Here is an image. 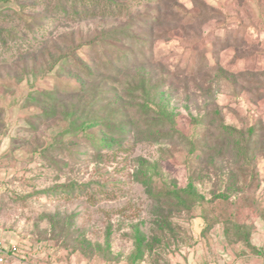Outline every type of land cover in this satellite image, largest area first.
I'll return each instance as SVG.
<instances>
[{
	"label": "rangeland",
	"instance_id": "rangeland-1",
	"mask_svg": "<svg viewBox=\"0 0 264 264\" xmlns=\"http://www.w3.org/2000/svg\"><path fill=\"white\" fill-rule=\"evenodd\" d=\"M28 3L0 2V25L25 32L17 12H43ZM129 9L130 18L78 23L47 16L29 58L13 42L0 47V237L16 247L11 264H264V0H133ZM124 24L108 42L126 56L99 104L51 59L69 41ZM79 54L93 59L85 47ZM142 81L158 83L151 93L174 116L161 138L149 139L143 124L127 128L139 96L128 87ZM100 127L122 146L145 135L130 152H110L88 144L102 138ZM225 132L227 147L217 136ZM213 138L229 185L240 167L248 172L225 207L211 201L191 150ZM62 182L87 187L70 197L39 193ZM236 226L249 237L236 239Z\"/></svg>",
	"mask_w": 264,
	"mask_h": 264
},
{
	"label": "trees",
	"instance_id": "trees-1",
	"mask_svg": "<svg viewBox=\"0 0 264 264\" xmlns=\"http://www.w3.org/2000/svg\"><path fill=\"white\" fill-rule=\"evenodd\" d=\"M8 1L9 0H0L1 3H6ZM132 2L133 0H29L28 4H31L32 6H43L41 8L43 11L42 14L39 16L34 15L35 17L33 18L32 16H28L25 13L23 14L21 11H18L17 14L27 27L25 32L23 31L21 34L16 32L11 26L0 25V47L8 48L10 42H13V46L16 45V49L19 47L23 50V57L29 58L31 57L30 51L32 42L36 40L37 34L41 35L46 29L45 18L47 16L50 18L52 16V19L62 23H78L90 19H103L106 17L122 18L123 16H129L130 18L129 8ZM27 10L33 11L29 8ZM53 12L55 15H52ZM0 16L1 19H5L4 15ZM147 19H150L152 25H157L161 19V14L155 13L153 16L148 14ZM126 27L127 24H124V29H121V31L116 29L113 32L108 31L104 35L96 32L93 36H91V38H79L80 40L77 42L75 40L69 41L66 43L65 48L58 51V56L51 59V64L68 67L71 73H74V75H77L79 78L81 77V80L85 82L82 86L84 94L87 97H90L91 100L93 99V101L99 102V104L103 103L104 98L106 96H110L111 92H113L109 85L116 83L114 80L117 78V75H119L120 65H122L123 59L126 56V53L123 55L122 52L124 51L122 50L115 51L112 43L109 45L108 41L116 39L119 34H123L122 32L124 30H128L127 28H129ZM27 35L30 36V44L28 43L23 47V44H25L24 37ZM82 47H85L89 50V52H91L93 59L90 57H82L79 54V50ZM102 74L103 77H101ZM140 84L141 85L136 87L135 83L132 82L130 83L131 87H128V91L139 93V96L136 95L138 98H136V103L132 105L133 107L129 110V113H127L128 117L124 114V118L129 119L128 123L125 124L127 125V128H133L132 130L141 129V125L143 124L144 127L148 129V131L145 132L151 136L149 139H152V137L161 138L166 135L165 133H162V128L167 127V125L170 124L171 127L169 128L173 130V127L175 126L174 116L167 112L161 101L156 100L151 93V90L156 88L158 83L150 85L149 81L147 83L142 81ZM158 87H160V85ZM96 107V112L104 109L98 105H96ZM97 114L101 115V113ZM152 127H157V129L153 130L151 129ZM226 128H228V126ZM102 130H104L103 127L98 129V133L102 134V138L99 140V136L98 139L97 137L91 136L88 144L92 146L94 143H97L98 145L100 144L104 146V148H107L110 152L117 150L122 154L132 151L131 147L138 143V140L142 141L145 135L142 132H137L136 138L133 133L132 136L134 140L132 141V144L122 146L117 145L113 137L105 135ZM172 132L169 135H175V131ZM229 133L230 132H225L222 135H217L220 138V143L223 147H227V145L231 142V135ZM87 136H90V134ZM214 143H217L216 138H213L212 142L209 141L208 145L201 147L198 151H196L197 146H193L191 150H195V157L198 159L199 169L206 174L203 177L208 178V182L211 183L213 188L212 191H210L211 201L214 200L217 205H223L225 207L228 204L231 205V197L229 195L231 187L240 188L237 185V180L240 182L246 179L248 172L245 167H240L238 169L239 174L234 178V180H232V185H229V180L226 175L228 166L227 164L220 163V158L224 155L219 157V152H224V148L223 150L221 148L216 150V148L211 147ZM207 176H213L215 179L211 182ZM144 178L145 177L143 176H138L136 177V180L141 181L147 188H152L149 181H144ZM115 183L118 182L115 181ZM190 183L192 184V182H189L188 184L189 189L192 187ZM84 186L86 189L87 185H74L73 183L70 184L68 182H62L56 187H53L52 190H42L39 191V193H51L55 195L65 194L70 197L76 193H82L84 191ZM99 188L102 191L103 185H99ZM222 211L223 214L227 216L225 210L223 209ZM236 216L237 213L235 212L229 214L231 221L235 219L236 222ZM226 224H229L228 220H226ZM234 231L235 233L233 236H235L236 239L239 238V236L248 238L251 234L250 230L243 231V229L239 226H236Z\"/></svg>",
	"mask_w": 264,
	"mask_h": 264
},
{
	"label": "built area",
	"instance_id": "built-area-1",
	"mask_svg": "<svg viewBox=\"0 0 264 264\" xmlns=\"http://www.w3.org/2000/svg\"><path fill=\"white\" fill-rule=\"evenodd\" d=\"M16 258V247L8 245L6 240L0 237V264H11Z\"/></svg>",
	"mask_w": 264,
	"mask_h": 264
}]
</instances>
